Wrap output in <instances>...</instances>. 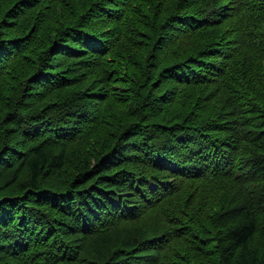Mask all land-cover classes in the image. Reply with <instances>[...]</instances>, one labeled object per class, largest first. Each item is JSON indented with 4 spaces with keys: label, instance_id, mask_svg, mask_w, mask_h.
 <instances>
[{
    "label": "trees",
    "instance_id": "trees-1",
    "mask_svg": "<svg viewBox=\"0 0 264 264\" xmlns=\"http://www.w3.org/2000/svg\"><path fill=\"white\" fill-rule=\"evenodd\" d=\"M0 264H264V0H0Z\"/></svg>",
    "mask_w": 264,
    "mask_h": 264
},
{
    "label": "water",
    "instance_id": "water-1",
    "mask_svg": "<svg viewBox=\"0 0 264 264\" xmlns=\"http://www.w3.org/2000/svg\"><path fill=\"white\" fill-rule=\"evenodd\" d=\"M3 200V199H2Z\"/></svg>",
    "mask_w": 264,
    "mask_h": 264
}]
</instances>
